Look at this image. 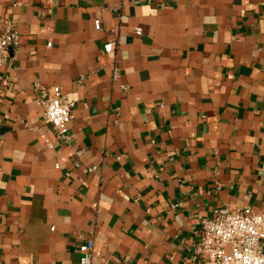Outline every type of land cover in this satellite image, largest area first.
<instances>
[{
    "label": "crops",
    "instance_id": "crops-1",
    "mask_svg": "<svg viewBox=\"0 0 264 264\" xmlns=\"http://www.w3.org/2000/svg\"><path fill=\"white\" fill-rule=\"evenodd\" d=\"M7 19L0 264H78L91 238L109 264H198L201 219L264 213V0H0ZM54 87L71 145L37 105Z\"/></svg>",
    "mask_w": 264,
    "mask_h": 264
},
{
    "label": "built area",
    "instance_id": "built-area-1",
    "mask_svg": "<svg viewBox=\"0 0 264 264\" xmlns=\"http://www.w3.org/2000/svg\"><path fill=\"white\" fill-rule=\"evenodd\" d=\"M95 27L101 31V21H96ZM135 32L141 36L143 31L136 28ZM19 44L18 29L12 21L5 20L0 28V70L11 63V52ZM117 47L118 43L106 45L105 53L112 54ZM119 79L120 72L114 68L113 83ZM37 105L44 110V121L54 128L58 140L71 145L74 135L69 126L75 119L74 104L61 88H52L47 98L38 100ZM45 145L51 150L55 148L50 140H46ZM56 167L59 169L58 165ZM75 167L80 168V163ZM96 171V168L89 169L91 173ZM124 199L130 200L126 196ZM195 253L198 264H264V213H255L250 207H227L217 210L213 219H201V240ZM78 264H109L95 238L88 240Z\"/></svg>",
    "mask_w": 264,
    "mask_h": 264
}]
</instances>
